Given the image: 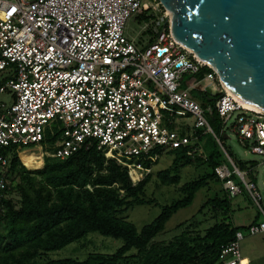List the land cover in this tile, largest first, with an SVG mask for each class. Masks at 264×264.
<instances>
[{
  "label": "built area",
  "instance_id": "1",
  "mask_svg": "<svg viewBox=\"0 0 264 264\" xmlns=\"http://www.w3.org/2000/svg\"><path fill=\"white\" fill-rule=\"evenodd\" d=\"M160 7L158 0H0V73H9L0 95L10 99L0 101V219L11 199L9 160L1 154L7 148H37L42 161H63L95 145L136 186L165 152L184 150L190 159L206 161L202 130L222 153L214 173L228 199L241 193L239 183L262 215L248 236L264 233V184L260 192L246 180L255 168L264 171V115L243 109L218 74L174 40L166 11L149 21L152 43L140 47L125 35L132 14L148 17ZM204 67L210 72L197 79ZM185 76L190 80L183 85ZM218 94L213 106L201 105L202 96ZM212 111L260 158L255 167L236 166L223 146L225 132L217 135L207 121ZM54 128L59 139L49 153L45 140ZM243 238L236 232L214 264H244Z\"/></svg>",
  "mask_w": 264,
  "mask_h": 264
},
{
  "label": "trees",
  "instance_id": "2",
  "mask_svg": "<svg viewBox=\"0 0 264 264\" xmlns=\"http://www.w3.org/2000/svg\"><path fill=\"white\" fill-rule=\"evenodd\" d=\"M150 18H139V22L148 23ZM148 31L147 43L150 44L153 38L151 31ZM207 72L210 69L204 67L196 78L201 79ZM219 96L211 98L204 95L200 103L203 107L213 106ZM206 118L209 125L218 131L220 122L215 112L206 113ZM54 130L53 135H46L45 150L49 153L59 139V132ZM185 133L180 131L182 136ZM21 150L7 148L1 152L9 160L7 179L11 195L16 193L19 197L16 202L12 199L4 201L5 212L0 219V264H214L220 249L240 231L228 220L231 200L214 173L222 162V153L214 141L211 146L204 147L206 161L190 159L184 150L168 152L174 156L175 165L206 166L207 173L183 185L180 189L181 199L161 207V213L140 230L129 223L123 214L134 207L152 204L151 200L145 199V186L152 172L132 186L127 171L106 160L95 145L81 149L63 161L44 157L41 166L33 163L37 161L32 157L36 156L35 151L25 154L28 164H23ZM234 163L241 171L257 164L255 161L235 160ZM157 176L164 186L179 184V178L169 177L167 172ZM214 187L218 188L217 191ZM203 189L213 195L202 208L217 210L222 213V218L203 234L191 232L193 225H188L172 241L152 243L171 217L178 210L189 207L195 195ZM89 233L118 239L123 244L114 254L93 253L83 261L48 258L50 253L79 241ZM131 250H135V253L129 254Z\"/></svg>",
  "mask_w": 264,
  "mask_h": 264
},
{
  "label": "rangeland",
  "instance_id": "3",
  "mask_svg": "<svg viewBox=\"0 0 264 264\" xmlns=\"http://www.w3.org/2000/svg\"><path fill=\"white\" fill-rule=\"evenodd\" d=\"M161 7L149 10L147 15L148 17H151L150 20H158L164 16L165 9ZM142 17L146 16L139 13L132 14L126 23L124 31L125 35L129 39H132L135 44L140 47H144L148 44V33L146 31L152 30V24L149 22H139V18ZM6 75H9V73H0V85L7 82L8 78H5ZM185 78L186 82L190 80L189 76H185ZM0 101L8 104L10 101L9 95L7 93L1 94ZM191 122L192 120H187V123L190 124ZM218 127V131L213 130L218 135L220 130L223 129L226 134L224 137H227L223 139V146L233 160L246 162L255 161L258 164L260 158L250 154L245 148H243L236 141L234 134L231 133L229 129L223 127L222 125H218ZM180 131H184V127L181 126ZM199 133L201 134L200 142L204 147L211 146L213 144L214 140L209 134H202V130L199 131ZM162 172H167L169 177L177 176L179 178V184L176 186L162 185L157 176ZM205 173H207L206 166L197 168L195 165H184L182 163L175 165L174 156L165 152L159 157L158 163L153 167L151 178L145 186V199L151 200L152 204L148 206L134 207L123 214V217L140 230L143 226L150 224L161 213V207L169 206L171 203L181 199L182 194L180 189L183 185L193 180H197ZM246 180L254 181L257 188L261 192L264 184L263 167L255 168L253 175L247 177ZM238 185L241 189V193L230 202L231 208L228 213V220L234 227L240 228L244 237L239 244L241 259L244 264H264V233L252 237L247 234L249 225L255 222H261L263 218L258 209L252 204L244 187L239 183ZM217 189V187H214V190L217 191ZM212 195V192H208L207 189L199 191L195 195L191 205L187 208L178 210L167 222L164 230L152 240V243L172 241L174 237L182 231H185L188 225H193V228H190L191 232L203 234L208 227L215 223L216 220L222 218V213L217 210L213 211L209 207L202 208L208 198H211ZM18 197L19 196L16 193H12L10 198L16 202ZM185 222L187 223L184 226L180 228L178 227V225ZM122 244L121 240L104 237L98 233H89L79 241L74 242L59 251L50 253L48 258L51 260L73 259L83 261L88 257V255L93 253L103 255L114 254L122 246ZM134 253L135 250H131L129 254Z\"/></svg>",
  "mask_w": 264,
  "mask_h": 264
},
{
  "label": "water",
  "instance_id": "4",
  "mask_svg": "<svg viewBox=\"0 0 264 264\" xmlns=\"http://www.w3.org/2000/svg\"><path fill=\"white\" fill-rule=\"evenodd\" d=\"M158 1L170 12L172 36L264 112V0Z\"/></svg>",
  "mask_w": 264,
  "mask_h": 264
},
{
  "label": "bare ground",
  "instance_id": "5",
  "mask_svg": "<svg viewBox=\"0 0 264 264\" xmlns=\"http://www.w3.org/2000/svg\"><path fill=\"white\" fill-rule=\"evenodd\" d=\"M166 11V15L169 17L170 16V12L168 11V10H165ZM174 38V37H173ZM174 40L182 47V48H184L185 50H187L188 52H190L191 54H194V56L197 58V60L200 62V63H202L203 65H205V66H209L210 67V65L208 64V63H206L205 61H203L202 59H200L197 55H196V53H194L192 50H190V49H187L183 44H181L180 42H178L175 38H174ZM224 85V84H223ZM224 87H225V89H226V91H227V93L229 94V95H231L234 99H236L239 103H240V105L243 107V109H245V110H247V111H251V112H253V113H257V114H263L264 115V112H262V111H260L259 109H257L256 107H254V106H252V105H250V104H248V103H246V102H244L243 100H241L233 91H231L229 88H227L225 85H224ZM30 151H35L36 152V156H32L33 158H37V161H35V162H33V163H35L36 165H38V166H41L42 165V163H43V161H42V158H41V156H42V154H41V152H40V150L39 149H27V150H24L22 153H21V158H22V162H23V164H28L27 162H26V159H25V154L26 153H28V152H30Z\"/></svg>",
  "mask_w": 264,
  "mask_h": 264
}]
</instances>
